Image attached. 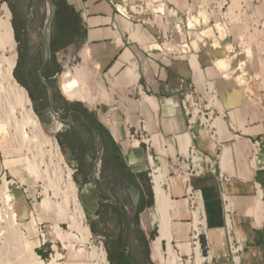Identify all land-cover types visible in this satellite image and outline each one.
<instances>
[{"label": "crops", "instance_id": "0c3cea01", "mask_svg": "<svg viewBox=\"0 0 264 264\" xmlns=\"http://www.w3.org/2000/svg\"><path fill=\"white\" fill-rule=\"evenodd\" d=\"M67 1L78 11L81 32L58 49L53 59L63 65L65 52L79 45L78 55L84 49L90 67L92 99L97 92L107 94L105 101L93 99L92 103L100 104L88 108L87 116L78 106H68L72 114L61 134L81 184V196L94 204L90 213L98 218L94 211L99 202L114 203L115 196L120 201L126 198V188L113 187L115 183L148 182L145 145L129 139L143 121L157 153L162 152L160 137L168 146L169 153L161 162L173 203L170 214L175 246L187 252L192 223L181 179L171 174L169 167L178 152H186L192 142L207 158L205 172L191 181L201 191L210 260L213 264H232L218 179V172H223L229 178L225 191L233 206L232 232L243 242L241 263L264 264V0H243L245 13L240 21L224 20L216 0H162L183 14L182 38L191 48L188 57L164 52L154 39L156 30L162 28L158 17L161 0ZM34 3L29 0L30 6ZM240 4L234 0L232 7ZM51 17L52 6L44 29L43 64L51 56ZM26 31L23 23L21 33ZM133 55L140 58L150 91L142 102L133 95L136 65H127ZM41 74L46 75L39 70ZM48 75L52 79L57 74ZM182 76L191 77L199 89L205 82L217 84L221 108L227 113L224 119L216 120V141L223 144L220 150L206 131L198 129L194 137L187 133L179 91ZM134 211L135 206L127 212ZM139 215L144 231L157 226L154 207L145 206ZM197 242H192V248Z\"/></svg>", "mask_w": 264, "mask_h": 264}, {"label": "rangeland", "instance_id": "374dc122", "mask_svg": "<svg viewBox=\"0 0 264 264\" xmlns=\"http://www.w3.org/2000/svg\"><path fill=\"white\" fill-rule=\"evenodd\" d=\"M233 1L227 0L228 5L231 3L232 9L230 13L228 12L226 16L224 14L227 9L226 4L221 10L219 9L220 15L224 20L238 18L240 21L245 13L243 9L244 1L239 0L241 6L232 7ZM4 4L9 8V18L5 14ZM10 5L17 10L18 17L22 18L24 25H27L25 33L19 32L20 40L15 36L12 24L15 14H13ZM234 8H238V11L233 12ZM209 13L211 12L209 11ZM47 16L48 6L46 0H35L32 6L29 5V0H0V247L7 243V234L14 228L21 237H24L29 242L31 249L43 264H97L96 257H98L101 250L105 251L107 257L106 238L91 230L90 225L92 222H97V218H94L92 214L90 216L86 215L81 199L84 201V206L88 213L94 210V204L81 196V184L77 182L74 167L68 163L67 155L62 150L57 139L58 133L62 134L64 127L62 130L58 129L56 125L60 124V122L55 119L56 123L52 124V120L57 113L65 126L68 124L69 114H72L69 112V104H76L80 109L87 110L93 106H98L100 103H92V94L89 90L92 92L94 90L90 82L84 86V90L88 92L87 96L89 97L85 101H70L61 93L59 81L63 70L71 69L73 65L77 66L78 64H83L86 68H90L89 64L86 61L83 63L82 58L78 55L79 45L75 48L70 46L68 49L70 53L65 52V57L62 59L63 69L56 77L51 79L52 82L50 83L41 74L46 84L42 82L39 76V67L43 60L45 47L44 29ZM8 21L12 25L11 34H8L3 26ZM21 46L23 49L22 53H20ZM15 53L17 55L16 64L12 73L16 81L27 91L31 102L30 105L41 125V130L38 133L32 126L22 122L24 109L11 96L9 82H7L5 77L6 65L3 58L10 57ZM27 55H34V57L26 60ZM21 56L24 57L22 61L26 60L25 63L28 62L26 65L32 66L38 72L34 73L32 77L42 86L43 95L49 97L53 102L49 107V111L44 114L45 122H41L35 112V104L30 90L14 75ZM17 74L20 80L28 82V78L23 73L17 72ZM136 140L140 141L139 139ZM53 142L59 145L64 162L72 170V180L76 187L77 197L85 214L84 225L88 226L90 230L88 236L81 230V225L83 224L76 218L75 205L72 196L69 194L68 182H66V172L61 169V165L57 162V158L54 155ZM35 164L37 165V171L33 170L32 167ZM161 167L163 168V164ZM151 172V166L148 164L145 174L148 182H141V184L144 188L150 187L152 192ZM164 187L165 189L169 188V183L166 182ZM137 196L136 193L132 195L130 199L132 206L137 205ZM145 196L147 200L152 199L150 206L153 210V193L151 196L148 193ZM189 221L191 222V218ZM96 226L100 227L98 224ZM203 230L205 229L202 227L195 230V234L201 232L199 243L197 242L195 246H199L202 256L205 257L203 264H213L212 259L208 258L209 255L206 252L205 245L201 242V238L204 239L205 244L207 241ZM190 232L191 228L189 227V237ZM145 233L150 254V242L153 239L152 237L157 234V226L153 227L152 230L145 231ZM189 237L186 242L188 247L185 253L175 246L174 241L171 243L182 263L195 264V246L192 248L193 244ZM8 244L14 248L18 247L16 241ZM163 247H165V242H163ZM133 248L132 251L137 255L138 251L136 250L138 249L136 247ZM155 263L157 262L155 261Z\"/></svg>", "mask_w": 264, "mask_h": 264}, {"label": "built area", "instance_id": "2783aa9c", "mask_svg": "<svg viewBox=\"0 0 264 264\" xmlns=\"http://www.w3.org/2000/svg\"><path fill=\"white\" fill-rule=\"evenodd\" d=\"M216 6L221 10L224 5L227 4V10L224 12L225 16L231 11V3L228 5L227 0H216ZM238 8H234L233 12H237ZM158 17L162 23V28H158L154 34V39L159 43L160 48L167 53L179 54L182 56H189L191 48L187 39H183V27L182 20L183 14L173 9V7L161 0V6L158 10ZM227 18V17H226ZM132 21V19H130ZM145 62V60H144ZM140 58L137 55H133L131 59L127 61L128 67L136 65V72L138 78L133 86V95L139 102L144 100V95H149V86L147 80L144 77L141 66H139ZM179 91L181 94V106L183 109V115L186 121L187 133L192 137L195 136L196 130L202 129L206 131L208 136L212 140H217V125L216 120L218 118L224 119L227 113L221 108V94L218 86L215 82H205L204 88L199 89L193 79L189 76H182L179 78ZM57 119L60 122V130L63 128V120L56 113L53 120ZM52 120V121H53ZM130 141L139 139L145 145L147 159L150 157L154 159L158 166L162 165L161 156H165L169 153L168 146L160 137V144H162V152L157 153L155 149V143L152 136L146 132L145 125L142 121L141 126L138 129L133 130L130 133ZM147 139V140H146ZM174 139V137H173ZM217 150H220L223 146L222 143L216 141ZM207 160L203 154L197 149V147L190 142V146L187 151H179L176 155V159L170 164V172L178 176L181 179L185 190V196L188 203V213L191 218V223L195 218H201L205 213H201L197 209L196 202H194L191 195L187 193V188L190 187L194 192L201 191L192 185V177L202 175L205 172L204 162ZM149 164V162H148ZM153 172V168L151 166ZM212 170L215 171L214 167ZM152 172L150 176L152 177ZM219 188L221 192V198L223 203V214L227 223V233L229 239V256L232 264L241 263V253L243 251V242L240 237H237L231 228V213L233 206L229 202V196L225 191V182L229 179L223 172H218ZM152 182V179H151ZM166 182V181H165ZM202 197V196H201ZM195 228L191 227L190 239L193 242L195 239L199 241L200 233L195 235ZM207 235L206 230L203 232ZM208 255L212 252L208 241L204 246Z\"/></svg>", "mask_w": 264, "mask_h": 264}, {"label": "bare ground", "instance_id": "6f19581e", "mask_svg": "<svg viewBox=\"0 0 264 264\" xmlns=\"http://www.w3.org/2000/svg\"><path fill=\"white\" fill-rule=\"evenodd\" d=\"M5 14L7 18L10 17V11L6 4L3 5ZM227 10V9H226ZM4 29L8 34L12 32V25L10 21L3 25ZM16 53L12 56L4 57L5 62V77L7 82H9L10 93L13 99L19 103L24 109V115L22 122L24 124H29L32 128L36 129L35 132L38 133L41 130L40 122L35 115L32 107L30 98L27 95L26 89L21 86L13 76V68L16 64ZM80 56L82 57L83 63H85V52L84 49L81 50ZM4 65V66H5ZM4 72V71H3ZM4 76V75H3ZM90 70L86 68L83 64H78L74 67L73 72H65L60 76V90L64 97L70 101L80 100L85 101L89 97L87 92L84 90V86L89 84ZM99 91V90H98ZM95 101H105L107 100V94L104 91L97 92L93 97ZM23 129V128H22ZM41 134V133H40ZM25 135V134H24ZM46 140V139H45ZM147 140V139H146ZM138 140H134L133 144H137ZM188 143V142H187ZM54 155L57 158L58 164H60L61 169L66 172V182H68L69 194L72 196L75 205L76 218L81 225V230L89 235L90 230L88 226L84 225V212L79 203L76 187L74 181L72 180V170L64 162L63 155L59 149V145L53 142ZM150 166H153L152 172V191L154 198V208L158 218L157 223V234L151 240L150 248V258L159 264H184L176 253L175 248L172 245V221L170 210L173 207L169 193L166 191L164 184L165 178L163 173V168L158 166L153 158L148 159ZM33 170L37 171V165L35 164ZM60 169V170H61ZM63 172V171H62ZM65 179V178H64ZM187 193L191 195L194 202H196L198 211L204 214V209L202 205V199L199 192H194L192 188H187ZM71 199V198H70ZM195 230L199 227L206 228V222L204 216L201 218L196 217L192 223ZM17 230L12 228L7 234L6 244L0 247V264H43L42 261L38 259L34 251L31 249L29 242L18 233ZM196 235V234H195ZM17 242L18 247L14 248L9 242ZM163 242H165V247H163ZM15 246V245H14ZM195 264H203L205 257L202 256L199 246H195ZM97 258V264H109L106 253L101 250ZM208 258H211L209 255ZM190 259V258H189ZM54 261V260H53ZM52 261V262H53ZM190 261V260H189Z\"/></svg>", "mask_w": 264, "mask_h": 264}, {"label": "trees", "instance_id": "16d2710c", "mask_svg": "<svg viewBox=\"0 0 264 264\" xmlns=\"http://www.w3.org/2000/svg\"><path fill=\"white\" fill-rule=\"evenodd\" d=\"M52 6L51 17V35L49 49L51 57L53 58L56 51L64 47L66 42H71L81 32V26L79 25V14L73 4L67 0H50ZM13 14L15 9L10 5ZM12 24L15 30V36L20 40V28L16 20L12 19ZM73 65L71 69L63 70L65 72H73ZM15 77L20 80L17 72H14ZM44 77L48 78L47 75ZM22 82V81H21ZM23 83V82H22ZM48 105V104H47ZM69 106L76 107V104H69ZM48 107V106H47ZM35 112L38 114L40 121L45 122V117L41 115L38 109L35 107ZM83 116L88 115V111L85 109L82 112ZM56 121L53 120L52 124ZM96 124V123H95ZM98 125V124H96ZM60 129V124L56 125ZM103 126L99 125V130L103 131ZM57 139L61 145V148L66 153V145L61 133H58ZM68 163L70 160L66 157ZM120 186L126 188V198L122 201L115 196V202H99L95 207V215L98 216L97 222H92L90 225L91 230L94 233L105 236L107 257L110 264H157L151 258L149 254L148 239L145 231L140 225V211L147 205L152 204V199L147 200L145 198L147 193L151 196L150 187L144 188L141 182H117L113 187ZM115 192V190H113ZM136 193L138 196V203L135 205L134 213L130 214L127 211L132 210L133 206L129 204L132 195ZM148 197V196H147ZM84 210L87 216L88 213L84 206V201L81 199ZM125 206H130L128 210H125ZM100 227H97L96 225ZM154 235L152 238H154ZM201 242L205 245V241L201 238ZM136 247L138 254L136 255L132 248ZM151 247V242H150ZM134 249V248H133Z\"/></svg>", "mask_w": 264, "mask_h": 264}, {"label": "flooded vegetation", "instance_id": "af4514ba", "mask_svg": "<svg viewBox=\"0 0 264 264\" xmlns=\"http://www.w3.org/2000/svg\"><path fill=\"white\" fill-rule=\"evenodd\" d=\"M14 19L16 20L17 24H19L20 26L24 23L22 18L18 17V13H17L16 9H15ZM20 32H21V28H20ZM22 51H23V49L21 46L20 53H22ZM34 55H35V57H37L36 54H34ZM34 55L33 56L27 55L26 60H27V58L34 57ZM23 58H24L23 56L19 57L17 67H16V71L23 73V75L28 78V82L25 80H21V81L30 90L31 95H32V99H33L34 104H35V107L38 109V111L41 113V115L44 116V114L47 111H49V107L53 102L51 99H49V97H47L46 95H43L42 86L39 84V82L37 80H35L32 77V75L34 73H36L37 71L32 66L26 65V64H28V62L25 63L26 60L22 61V60H24ZM62 69H63V66L60 63L59 64L56 63L55 60L51 56L48 58L46 63L43 64V62H42L40 67H39V70L41 71V73L45 72V74L48 76L47 80H49L50 83L52 82V80L50 79L51 76L48 75V73L54 72L56 74H59ZM40 78H41V76H40ZM41 80L44 84H46L44 78H41ZM63 127H64V125H63ZM69 153H71V152H69Z\"/></svg>", "mask_w": 264, "mask_h": 264}, {"label": "water", "instance_id": "95a60500", "mask_svg": "<svg viewBox=\"0 0 264 264\" xmlns=\"http://www.w3.org/2000/svg\"><path fill=\"white\" fill-rule=\"evenodd\" d=\"M47 3H48V8H49V15H50L51 14V1L48 0Z\"/></svg>", "mask_w": 264, "mask_h": 264}]
</instances>
